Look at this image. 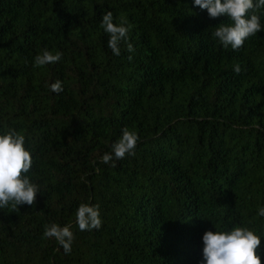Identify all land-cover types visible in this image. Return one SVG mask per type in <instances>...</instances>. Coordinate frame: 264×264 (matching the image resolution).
<instances>
[{
	"label": "trees",
	"instance_id": "trees-1",
	"mask_svg": "<svg viewBox=\"0 0 264 264\" xmlns=\"http://www.w3.org/2000/svg\"><path fill=\"white\" fill-rule=\"evenodd\" d=\"M108 11L128 22L119 55ZM231 23L193 0H0V134L25 136L40 188L0 209V264H204V232L237 226L264 264V30L233 50L214 36ZM44 50L62 57L35 66ZM124 128L135 154L102 163ZM81 203L98 230H79Z\"/></svg>",
	"mask_w": 264,
	"mask_h": 264
},
{
	"label": "clouds",
	"instance_id": "clouds-1",
	"mask_svg": "<svg viewBox=\"0 0 264 264\" xmlns=\"http://www.w3.org/2000/svg\"><path fill=\"white\" fill-rule=\"evenodd\" d=\"M194 5L207 9L210 18L227 16L231 24H220L214 36L225 46L239 50L245 40L264 30L261 24V10L264 0H193ZM127 19L122 17L121 23L113 22V13L106 12L102 18V27L109 34L108 46L115 55L120 54L121 41H127L129 28ZM127 50L134 52L131 43H127ZM62 53L55 54L44 50L42 55L35 57V66L53 64L59 61ZM131 59V57H129ZM234 72L239 73L241 67L234 65ZM55 93L63 91L62 82L58 79L51 84ZM139 136L128 128L122 129L118 141L112 144V152L104 153L101 162L108 164L123 159L126 154L134 155ZM25 136L14 129H8L0 134V209L11 204L13 209L18 205H34L39 186L32 182L26 173L32 166V156L25 148ZM114 166V165H113ZM259 215L264 216V207L259 209ZM76 222L81 231L99 229L102 225L99 204L81 203L76 211ZM43 235L55 238L63 247L65 254L71 252L74 234L69 226H59L53 223L46 227ZM202 240L204 264H261L257 249L260 239L254 230L248 227H233L230 230L205 231Z\"/></svg>",
	"mask_w": 264,
	"mask_h": 264
}]
</instances>
